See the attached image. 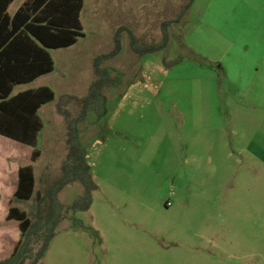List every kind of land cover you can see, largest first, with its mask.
I'll return each mask as SVG.
<instances>
[{"label": "rangeland", "instance_id": "rangeland-1", "mask_svg": "<svg viewBox=\"0 0 264 264\" xmlns=\"http://www.w3.org/2000/svg\"><path fill=\"white\" fill-rule=\"evenodd\" d=\"M190 1L85 0V37L52 50L54 71L15 89L49 86L55 99L39 112L35 162L33 147L2 137L0 199L18 166H33L36 192L61 178L95 59L112 78L78 125L93 203L66 214L40 264H264V0H192L185 10ZM166 22V48L134 52L129 31L154 45ZM252 56L262 59L257 77ZM226 65L252 86L234 84ZM83 192L70 184L59 199ZM14 204L32 213L35 202ZM19 236L16 222L0 221V261Z\"/></svg>", "mask_w": 264, "mask_h": 264}, {"label": "trees", "instance_id": "trees-1", "mask_svg": "<svg viewBox=\"0 0 264 264\" xmlns=\"http://www.w3.org/2000/svg\"><path fill=\"white\" fill-rule=\"evenodd\" d=\"M13 1L0 0V135L33 147L31 160L35 162L41 153L37 148L39 133L44 128L38 111L55 99V92L48 86L15 95L13 91L17 85L30 83L54 71L51 49L71 47L85 37L81 18L85 0H26L11 16L8 8ZM191 4L192 0L185 10ZM169 24H163V40L154 45L139 43L129 31L131 48L138 55L166 48L170 42ZM119 49L118 33L114 53ZM95 71L97 78L84 99L83 112L79 118L68 121V150L61 166V178L45 192H36L33 166L24 165L19 169V185L10 200L7 220L19 223L20 238L11 255L0 264H40L66 214L89 209L93 203L91 165L78 125L85 119L88 108L94 106L97 90L112 82L108 69L100 67V58L95 59ZM74 183H81L84 192L65 205L59 193ZM29 200L35 202L32 213L14 204Z\"/></svg>", "mask_w": 264, "mask_h": 264}, {"label": "crops", "instance_id": "crops-1", "mask_svg": "<svg viewBox=\"0 0 264 264\" xmlns=\"http://www.w3.org/2000/svg\"><path fill=\"white\" fill-rule=\"evenodd\" d=\"M26 0H24L19 6H17L16 8H14L13 9V6H14V3L16 2V0H14L11 4H10V6H9V8H8V13H9V15H11V16H13L17 11H18V9L23 5V3L25 2ZM82 18V17H81ZM79 41V40H78ZM60 49H62V48H60ZM52 50H57V49H51L50 50V53L52 52ZM51 55H52V53H51ZM53 57V56H52ZM258 58H261V57H255V56H252L250 59H249V61L251 62V66H250V73H251V77L252 76H255V77H257L258 76V74H259V68L257 67L258 66V62H259V60H262V59H259L258 60V62H257V60H255V59H258ZM54 59V58H53ZM239 59V57H237V60ZM264 59V58H263ZM240 60V59H239ZM226 67V73H225V75L230 79L231 78V81L234 83V84H237L238 86H240V87H244L246 90L248 89V87H250V86H252V82L254 81V79L253 80H251V83L249 82H246V84L242 81V73H241V70L239 69V68H237L236 70H235V67H232V69L230 68V65H226L225 66ZM49 74V73H48ZM45 75H47V74H45ZM42 76H44V75H42ZM42 76H40V77H42ZM40 77H38L37 79H39ZM37 79H35L34 81H32V82H30V83H27V84H31V83H33V82H35ZM27 84H20V85H17L15 88H14V91H13V94L15 95V94H18V93H20V92H23V91H26V90H29V89H37V88H40V87H43V86H40V87H37V88H28V89H25V90H18V91H15V89L17 88V87H19V86H21V85H27ZM49 87V86H48ZM17 92V93H16ZM47 104V103H46ZM46 104H44L40 109H39V111H38V114H39V112H40V110L46 105ZM40 115V114H39ZM41 117V116H40ZM42 118V117H41ZM42 120H43V118H42ZM44 122V121H43ZM45 125V124H44ZM44 129V128H43ZM43 129H42V131H43ZM41 131V132H42ZM40 132V133H41ZM40 133H39V135H40ZM2 137H5V136H3V135H0V146H3L4 144H5V142L3 141V138ZM6 138H8V137H6ZM39 138V137H38ZM10 139V138H9ZM11 140H13V139H11ZM13 141H16V140H13ZM16 142H18V143H21V142H19V141H16ZM21 144H23V145H26V144H24V143H21ZM33 152V151H32ZM31 156H32V154H31ZM22 166H24V165H22ZM20 167L21 166H18V168H17V171H16V173H14V176L12 177V187L14 188V190L10 193V194H8L6 197L5 196H2V199H0V221H8L7 220V216H8V213H9V207L8 208H6L5 207V198H7L8 200H9V202H10V200L12 199V197L14 196V194H15V192H16V190H17V188H18V185H19V169H20ZM7 177V175H6V172H5V170H3V169H0V189L1 188H3V187H5V186H7L9 183H8V179L6 178ZM11 221H14V222H16L17 223V225H18V228H19V232H20V227H19V223L17 222V221H15V220H11ZM20 237V236H19ZM19 240V239H18ZM18 240L16 241V243L18 242ZM16 243H15V245H16ZM15 245H14V247H15ZM14 247H13V250H14ZM13 250H12V252H13ZM11 255V254H10Z\"/></svg>", "mask_w": 264, "mask_h": 264}]
</instances>
